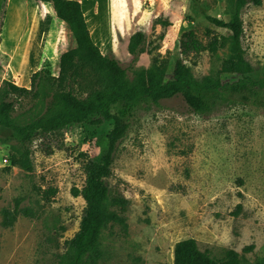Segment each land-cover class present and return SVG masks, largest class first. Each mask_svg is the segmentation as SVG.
Instances as JSON below:
<instances>
[{
	"label": "rangeland",
	"instance_id": "rangeland-1",
	"mask_svg": "<svg viewBox=\"0 0 264 264\" xmlns=\"http://www.w3.org/2000/svg\"><path fill=\"white\" fill-rule=\"evenodd\" d=\"M6 1L0 0V23ZM86 2L95 4L92 10L101 25L97 37L101 51L113 54L129 77L147 76L154 58L166 62L170 75L181 57L194 76L201 78L214 74L230 56V32L210 23L205 15L227 20L233 0ZM241 17L245 57L263 73L264 0L261 5L248 3ZM65 27L63 41L54 46L51 42L41 51L30 48L36 37L28 34L0 36V87L14 76L20 78L15 85L22 94L13 95L19 122L42 114L49 104L60 54L75 46L72 32ZM208 28L222 36L221 48L215 53L181 54L179 41L184 31L193 30L206 42ZM137 30L145 34L144 51L133 56L127 44ZM39 69L37 86L31 88V74ZM99 79L86 68L69 79L67 87L84 94L97 88ZM112 112L119 114L120 105L112 106ZM126 119L129 129L118 145L107 182L112 192L128 200L127 229L116 223L101 229L100 254L94 264H173L174 243L187 237L197 239L200 248L214 256L234 249L239 264L264 263V107L220 105L201 115L192 112L178 95L161 100L159 106L132 110ZM110 127L111 121L79 123L50 137L34 138L30 173L12 165V150L5 142L8 131L0 129V264L64 261L68 240L79 228L85 205L71 189L82 187L84 162L105 149ZM51 189L56 192L45 198ZM16 198L30 214L20 213L12 226L5 227L2 210L12 207ZM250 244L253 247L243 251Z\"/></svg>",
	"mask_w": 264,
	"mask_h": 264
},
{
	"label": "trees",
	"instance_id": "trees-1",
	"mask_svg": "<svg viewBox=\"0 0 264 264\" xmlns=\"http://www.w3.org/2000/svg\"><path fill=\"white\" fill-rule=\"evenodd\" d=\"M41 1L51 3L56 16L72 32L75 46L60 54L58 75L53 78L56 87L46 110L29 121H17L13 95L22 94V91L12 82L4 81L0 87V129L8 131L5 142L12 150V165L30 173L33 171L30 145L34 138L50 137L73 124L100 125L111 121L105 149L97 158L87 157L83 165L84 183L81 188L71 189L74 196L80 195L83 198L85 205L79 228L68 240V255L61 263L86 264L92 261L94 264V259L100 254L98 239L101 229L108 223H116L124 230L127 229L124 214L128 200L112 192L107 180L112 175L118 145L129 129L126 119L128 113L146 106H159L161 100L178 95L192 112L201 115L220 105L240 103L264 107V71L257 72L245 57L241 17L248 3L261 5L262 0H233L227 20L205 15L210 23L230 32V56L222 61L221 67L214 74L201 78L194 76L191 67L181 57L175 60L170 75L166 62L154 58L147 76L137 73L129 77L119 60L113 54L103 53L92 39L78 0ZM158 23L168 24L164 20H158ZM205 33L208 39L202 42L193 30L184 31L179 41L181 54L187 55L192 51L198 54L205 50L215 53L222 47V36L212 34L209 28ZM144 39L143 31H135L129 37L128 52L133 56L143 52L141 44ZM86 68H91L99 76L98 87L84 94L68 88V80L81 75ZM41 72L42 69H39L31 74V88L37 86ZM116 104L121 107L119 114L112 112V106ZM55 192V189H51L45 192L44 197L48 199ZM20 202L21 199L16 198L12 207L2 210L3 226H12L20 213L30 214L29 210L20 207ZM237 207L239 209L240 205ZM252 247V244L246 245L243 251ZM173 264H239V254L234 249H225L223 255L217 257L208 249L200 248L197 239L187 237L174 243Z\"/></svg>",
	"mask_w": 264,
	"mask_h": 264
},
{
	"label": "crops",
	"instance_id": "crops-1",
	"mask_svg": "<svg viewBox=\"0 0 264 264\" xmlns=\"http://www.w3.org/2000/svg\"><path fill=\"white\" fill-rule=\"evenodd\" d=\"M78 1L81 4L91 37L100 48L101 42L97 37H100L98 31L101 29V25L94 17L92 10L95 4L92 6L88 2L85 4L84 0ZM87 9H89V13ZM103 17L104 22L107 23L105 16ZM48 20H50V24H47ZM65 25V22L56 16L49 2L41 0H7L3 19L0 23V36L3 38L4 36L11 35L19 38L24 34H28V36L30 35L33 39L36 37L35 41H31L33 45H30V48L32 47V49H34L38 47V51H41L51 42L54 46L57 45L58 42L61 43V41H63L64 35L67 34ZM92 25L95 30H92ZM14 77L18 85L20 78L17 76ZM13 78H10V80L12 81Z\"/></svg>",
	"mask_w": 264,
	"mask_h": 264
},
{
	"label": "built area",
	"instance_id": "built-area-1",
	"mask_svg": "<svg viewBox=\"0 0 264 264\" xmlns=\"http://www.w3.org/2000/svg\"><path fill=\"white\" fill-rule=\"evenodd\" d=\"M10 82H12L13 84H16V80H12V81H10Z\"/></svg>",
	"mask_w": 264,
	"mask_h": 264
}]
</instances>
